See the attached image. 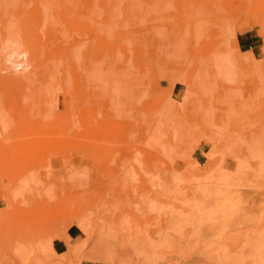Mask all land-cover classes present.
<instances>
[{
    "label": "rangeland",
    "instance_id": "obj_1",
    "mask_svg": "<svg viewBox=\"0 0 264 264\" xmlns=\"http://www.w3.org/2000/svg\"><path fill=\"white\" fill-rule=\"evenodd\" d=\"M0 264H264V0H0Z\"/></svg>",
    "mask_w": 264,
    "mask_h": 264
},
{
    "label": "crops",
    "instance_id": "obj_2",
    "mask_svg": "<svg viewBox=\"0 0 264 264\" xmlns=\"http://www.w3.org/2000/svg\"><path fill=\"white\" fill-rule=\"evenodd\" d=\"M237 44L238 46H243V47H248L252 45V38L246 37V36H238V38H236ZM71 233L70 235L73 237H76L79 234L80 228L79 226H77V224H73L71 227Z\"/></svg>",
    "mask_w": 264,
    "mask_h": 264
}]
</instances>
